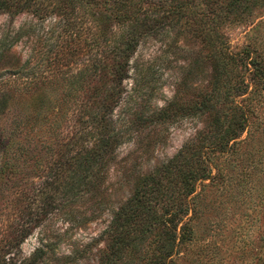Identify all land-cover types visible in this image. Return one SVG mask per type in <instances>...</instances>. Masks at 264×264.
I'll return each instance as SVG.
<instances>
[{
    "label": "rangeland",
    "instance_id": "rangeland-1",
    "mask_svg": "<svg viewBox=\"0 0 264 264\" xmlns=\"http://www.w3.org/2000/svg\"><path fill=\"white\" fill-rule=\"evenodd\" d=\"M52 28L49 19L40 22L29 12L0 11V233L29 212L27 203L38 198L31 184L47 174L70 131L61 103L70 91L67 62L60 54L54 58L58 46L43 34ZM219 30L231 51L249 45L264 73V2ZM201 45L180 26H166L140 42L124 81L127 95L114 112L124 130L120 142L71 199L57 193L21 243V257L41 249L37 264L99 263L107 245L104 230L140 177L211 127L209 111L147 119L174 95L178 104L190 106L210 89L213 67ZM233 78L247 84L234 97L247 126L229 150L206 151L212 177L191 195L190 237L180 243L172 264H264V82L252 84L245 67L235 68ZM229 104H219L221 116L230 112ZM154 246L145 243L132 253L136 264H155Z\"/></svg>",
    "mask_w": 264,
    "mask_h": 264
},
{
    "label": "trees",
    "instance_id": "trees-1",
    "mask_svg": "<svg viewBox=\"0 0 264 264\" xmlns=\"http://www.w3.org/2000/svg\"><path fill=\"white\" fill-rule=\"evenodd\" d=\"M262 2L0 0V11L10 15L29 12L40 22H52L53 28L50 34L43 33L44 39L51 36L58 46L54 58L60 54L67 62L64 73L70 90L61 101L70 131L62 137L47 174L31 184L38 198L27 203L29 212L0 233V264H37L43 254L41 249L28 258L20 255V245L31 233L35 220L60 190L69 200L89 184L91 176L103 167L107 154L120 142L124 130L117 124L119 118L114 112L127 95L124 81L140 42L166 26H180L202 41L201 49L213 67L210 89L199 104L190 106L178 104L174 95L147 119L159 122L209 111L213 112L211 127L198 132L168 161L140 177L133 194L104 230L107 245L98 263L136 264L132 253H139L145 243L152 242L154 250H158L155 264H172V255L190 237L186 216L191 209V195L198 183L212 177L206 151L229 150L230 142L247 126L245 110L234 98L246 90L247 84L233 78L235 68L245 67L255 86L264 82V73L250 46L231 51L219 29ZM3 40L0 38V45ZM224 102L230 103V112L221 116L219 104Z\"/></svg>",
    "mask_w": 264,
    "mask_h": 264
}]
</instances>
